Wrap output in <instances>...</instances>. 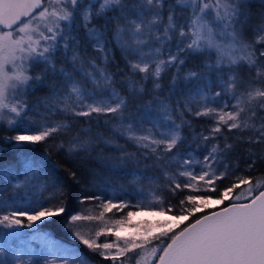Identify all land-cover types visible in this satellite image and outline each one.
I'll use <instances>...</instances> for the list:
<instances>
[{"label":"snow or ice","instance_id":"obj_1","mask_svg":"<svg viewBox=\"0 0 264 264\" xmlns=\"http://www.w3.org/2000/svg\"><path fill=\"white\" fill-rule=\"evenodd\" d=\"M177 5L181 6L179 13ZM243 9L244 0H174V3L167 7L168 15L165 21L164 0H0V123L6 122L8 127L17 125V118L23 119L30 110L29 104L22 98L23 95L28 90H35L39 85H43L51 73L63 77L68 90L61 96L60 90L53 84L51 99H54L55 103H45L47 111L55 112L58 109L74 117L111 115L120 120L117 131L145 149L144 156L154 158L157 166H161L159 162L164 160L165 156H168L169 160L179 157V144L185 139L181 128L191 124L190 120L184 119L185 112L196 118L213 119L209 135L194 137L200 138L204 145H207L210 139H216V134L220 133L223 127L240 132L251 130L255 138L249 136L247 142L264 143V122L259 125L253 123L258 113L264 112V61L260 60L264 57V49L257 52L253 43L245 42L242 32L247 23V13ZM178 16H184L185 19L177 22ZM77 18L83 22L88 37L95 42L93 47L100 52H104L105 44L110 42L106 39L108 22H115L111 28L112 40L125 54L124 58L132 73L121 78V83L127 84L126 95L116 87L115 73L96 65L94 60L90 62L93 71H84L82 62L77 69L76 64L80 57L75 51L72 56V70L69 71L63 66L57 69L54 52L60 40L64 41V49H69V42L74 40L69 25ZM100 19L105 22L100 28L94 25L89 27L94 20ZM159 25L163 26L162 30ZM229 29L231 31H228ZM256 30L264 33V23ZM217 32L222 38L227 34L230 42L223 44L218 41ZM174 39L175 52L171 48ZM255 43H264V34L258 35ZM145 45H148L147 52L143 50ZM205 49H215L217 53L215 65L205 64L210 72L220 73L221 65L228 66L229 74L226 80L223 75L217 76L221 91L211 93L203 87H200L198 92L190 90L183 104L177 102L176 111L179 112L180 123L171 115L169 106L156 97L160 104L159 110L165 113V120L171 121L165 131L154 133L152 128H148L144 134H137L132 122L124 123L125 110L129 108L130 103L129 97L135 101L144 92L142 84L137 88L138 82L134 79L137 72L142 74L143 81L154 78L153 91H156L162 88L158 82L162 73L174 67L171 85L175 86L185 64V56L182 54L202 52ZM165 51L167 56L163 58ZM129 56H136L137 59H129ZM107 60L108 57L105 56V61ZM241 62L249 69L246 80L239 78L232 71L234 67L240 66ZM39 63H43L44 69L34 76L31 75L32 66ZM252 69H255V75L252 74ZM77 71L89 78L92 87L86 88L81 80L76 78ZM183 78L202 81L206 76L196 71H188ZM222 96L233 103L229 105L226 101L219 107L211 106ZM43 99L47 101L50 98ZM151 104L152 101H149L144 106L145 116L150 112ZM229 107L233 110L225 111ZM259 119L264 121V116H259ZM32 124L33 127L24 129L23 133L18 132L11 139L16 142H43L69 127L67 123L60 121H53L52 126H48L47 121L38 125L36 121H32ZM78 139V136L73 137V141ZM83 146V142H70L69 151ZM58 147H63V143ZM199 147L200 144L197 145V148ZM232 147L233 145L228 143H225L223 148H220L219 144L211 145L203 160L195 161L200 166L199 173L185 168L193 163L191 159L180 161L176 172L165 171L169 190L173 195L184 189L199 191L198 185L202 183L204 191L215 192L216 182L228 178L237 170L231 164L224 163L227 152ZM174 152L175 157L172 155ZM249 155L254 156L255 153L249 150ZM18 162L23 169V180L18 178L12 166H0V174H3L9 183L15 181L12 185L14 189L39 180L40 165L35 158L24 156ZM254 163L255 160L248 164V168ZM219 165H223L224 171L217 173ZM181 177L186 178V181L181 183ZM234 179L238 180V183L225 187L220 199L213 200L211 195H185L175 209L180 215L139 221L129 231L125 230V226L132 225L131 218L143 214L129 210L126 217L113 220L112 227L106 226L95 231L94 237H85L79 231L72 234L88 249L99 253L112 264H133V258L134 264H264V191H259L264 188V180L254 182L247 176H237ZM241 185L247 186L246 202H240L241 197L237 196L235 201L229 202L227 206L201 214L199 218L190 221V217L203 212L204 209L213 205H224L233 189ZM60 196H63V192L57 188L50 194L49 199H58ZM153 197L156 204L152 207L163 204L160 196L153 193ZM91 200L101 201L98 205L101 209L99 215L74 214L69 218L70 225L81 220L104 221L106 214L114 210L118 212L125 208L145 207L141 204L133 206L123 200L114 203L112 199H102L99 196L82 197L81 203ZM61 204L0 213V226L7 229L19 228L24 223L22 218H26L27 227L32 229L35 227L34 222L62 214L65 208ZM173 210L174 207L169 205L167 209L161 207L159 212L152 211L148 215L164 217L166 212ZM185 222H188L186 226H182ZM113 227L123 231L113 232ZM109 234L114 235L115 240L98 242L99 237ZM33 242L52 244L50 238L36 232L23 241L26 259L22 258L20 249L12 247L11 242H8L11 257L7 254L4 244H0V264H41L40 251L32 247ZM58 259L59 264H85L83 259L71 253ZM43 264L56 262L45 258Z\"/></svg>","mask_w":264,"mask_h":264},{"label":"trees","instance_id":"obj_2","mask_svg":"<svg viewBox=\"0 0 264 264\" xmlns=\"http://www.w3.org/2000/svg\"><path fill=\"white\" fill-rule=\"evenodd\" d=\"M164 3H174V0H164ZM243 10L247 13V23L244 25L242 36L245 42L253 43L258 52L264 49V43H255L258 35L256 29L264 20V0H244ZM109 15H112V13H109ZM241 19L243 20L244 17H241ZM104 23V20L100 19L94 20L92 25L100 28ZM114 23V21L108 22L106 39L110 42L105 44L103 54H95V60L108 72L115 73L116 87L121 90L122 94L126 95L127 84L126 82L122 84L121 78L132 75V73L124 58L125 54L121 52L115 41L112 40L111 28ZM69 27L74 40L69 42L70 47L67 51L61 47L56 48L54 59L57 69L63 66L71 71L72 56L75 48H78L81 52H89V55L100 51L93 47L94 43L88 37L83 27V22L79 18L70 24ZM147 48L148 45L143 46L144 51ZM105 56L108 57L107 62L105 61ZM182 56H185V64L181 68L175 86L171 85L172 76L175 73L174 67L162 73L161 79L158 81L161 83L162 88L156 91H153L154 78L143 81L141 79L142 74L138 72L135 74L134 79L138 82L137 88L142 84L144 92L135 101L129 97V108L125 110V124L132 122L136 129H140L141 125H155L156 122L165 125L167 121L164 122L162 118L165 113L159 110L160 104L156 101V97L161 98L169 106L171 115L180 123L181 118L179 112L176 111L177 102L180 101L183 104L190 90L198 92L199 88L203 87L204 90L208 89L210 92L221 91L217 76L223 75L226 80L229 69L227 64H224L221 65L220 73H217L216 71L210 72L205 67V64L215 65L216 63L217 57L213 50L205 49L202 52L186 53L182 54ZM128 58L137 59L136 56H129ZM260 60L264 61V57L260 58ZM43 69V63L33 65L30 74L34 76ZM118 69L121 71H117ZM188 71H196L201 75H205L206 79L202 81H198L195 78L185 80L183 77ZM232 71L239 78L245 80L248 78L249 69L243 62H241L240 66L234 67ZM77 74L82 79L85 78L83 73L81 75L77 72ZM252 74L255 75V69H252ZM53 84L60 91L67 86L63 77L59 74L52 75L49 73L48 79L43 85H39L35 90L26 92V100L36 102L42 97L50 95ZM149 101H152L151 110L145 116L144 106ZM193 108L195 110V105H193ZM246 115L247 113H245ZM259 116H264V112L258 113L253 123L259 125L264 122L259 119ZM56 117L58 121L67 123L69 127L53 134L51 138L43 142H16L11 137L18 132L22 133V127L19 124L8 127L6 123H0V166H12L18 178L23 180V169L18 161L22 160L24 156L35 158L40 165L39 180L33 181L27 187L25 186L27 191L30 192L31 200H35V203H38L39 206H50L63 202L61 206L65 208V211L62 214L37 221L34 229H27L23 234L26 235L35 230H43L61 239L75 241L80 250L93 257L94 262L97 264H106L104 262L106 259L74 238L71 231L72 227H77V231L85 237H94L95 231L102 228L104 224L109 226L113 220L126 217L127 211L132 210L133 207L107 213L104 221L81 220L70 225L69 218L74 214L79 213L83 216L99 215L101 211L98 207L101 201L91 200L81 203L82 197L99 196L102 199H112L114 203H118L121 200L127 202L134 200L137 192H152L162 198L163 204H161V207L165 209L169 205L174 207L173 211L167 213L180 215L181 213L175 209L178 208L179 201L187 194L211 195V198L221 197L225 187H230L232 183H238V180H235L234 177L247 176L251 177L254 182L256 180H264V143H248L247 138L249 136H252L253 139L255 138V134L251 130L240 132L239 130H229L223 127L221 133L216 134L217 138L210 139L207 145H204L200 138L194 139V137H200L201 134L209 135V130L213 125L212 118H196L185 112L184 119L190 120L191 124L181 128L182 136L185 139L179 144V157L169 160V157L165 156L164 160L159 162L161 166H157L154 158L144 156L145 149L140 148L134 141L129 140L126 135H122L120 131H117L120 120L113 118L111 115L101 114L98 116L97 114H92L90 117H74L64 113L58 114ZM50 118L52 119V117ZM76 136L79 139L73 141V137ZM70 142H83L84 146L70 152ZM61 143H63V147H58ZM225 143L231 144L233 147L228 150L224 163L231 164L237 170L232 172L228 178L217 181L215 192L204 191V189L201 191L184 189L178 190L177 194L173 195L168 188L169 181L165 177L164 172H176L179 169L180 161L190 156L201 158L207 153L211 145L219 144L220 148H223ZM198 144L201 147L197 148ZM249 150L255 155L250 156ZM172 155L175 157V152ZM149 156H151L150 153ZM253 160H255V163L249 169L248 164L252 163ZM216 171L217 173L224 171L223 165H219ZM73 173L75 174L74 176L72 175ZM180 182L183 183L182 178H180ZM13 184H15V181L9 183L8 179L3 174H0V213L13 209L25 210L28 206L22 203L24 199L22 196L23 187L14 189ZM240 187L233 189L231 194L238 191ZM57 188L62 190L63 196L58 199H49L50 194ZM231 201L233 200L226 199L225 204ZM130 204L135 206L131 202ZM221 206L223 205H213L209 209H204L203 212L190 217V221L209 210ZM187 223L185 222L184 225ZM107 236L102 241L111 239L112 234ZM101 238L102 236L98 239L101 240Z\"/></svg>","mask_w":264,"mask_h":264},{"label":"rangeland","instance_id":"obj_3","mask_svg":"<svg viewBox=\"0 0 264 264\" xmlns=\"http://www.w3.org/2000/svg\"><path fill=\"white\" fill-rule=\"evenodd\" d=\"M164 4H165V10L163 12V17L165 18V21H166V18H167V15H168L167 7H168L169 4L168 3H164ZM180 10H181V6L177 5V12L179 13ZM184 19H185L184 16H180V18L178 16L177 17V22L183 21ZM262 23H264V20L261 22V24ZM92 26H93L92 24L89 25V27H92ZM17 27H18V25H17ZM159 27L162 30L163 26L159 25ZM228 31H231V29H229ZM261 34H264V33L258 32V35H261ZM216 39L218 41H220L221 43H223V44H228L230 42V37H228L227 34L222 38L219 35V32H217ZM92 42L95 43L93 40H92ZM63 43H64V41L60 40L57 48L61 47V48L64 49ZM175 43H176V41L174 39L172 41V43H171V48H172L173 52H175V50H176ZM212 50L214 51V53H215V55L217 57L216 50L215 49H212ZM74 51L80 57V60L76 64L77 69L80 68V65H81V62H82L84 71H93V69L91 67V64H90V62L93 61V60L95 61L96 65L102 67L101 64L96 62L95 54L96 53L103 54L104 52H95L92 55H89L88 54L89 52H87V53H86V51H84V52L82 51L81 52L80 50H78V48H75ZM147 51H148V48L145 50V52H147ZM73 54H74V52H73ZM166 56H167V51H165V54H164L163 58H166ZM154 66L155 65L153 64L152 67L154 68ZM77 72L82 75V73L80 71H77ZM77 72L75 73L76 78L78 80H81V82L84 84V86L86 88L92 87L91 81L89 80V78L85 77L84 79H82V77L78 76ZM67 90H68V85L66 86L65 89H62V91H60V95L63 96L64 93L67 92ZM205 91H209V90L206 89ZM215 92H217V90L213 91L211 93H215ZM45 97H49L50 99L45 101L43 99ZM45 97H42L39 101L34 102V101H29V100L27 101L26 100V94L23 95L22 98L24 100H26L27 103L30 106V110L28 111L27 115L23 119L17 118L19 120L18 124L22 127L23 130L27 129V128H30V127H33L32 121H36L37 125L40 122H42V121H47L48 126H52V122L53 121H58L56 119L57 118L56 116L58 114H64V113L60 112L58 109L55 112L47 111L45 106H44L45 103H55V100L51 99V97H53V93H51L50 95H47ZM226 101H227V103L229 105H231L233 103L232 100L227 99L225 96H222V97L218 98V102L216 104L213 103L211 106L219 107L220 105L224 104ZM231 110H233V109H231V107L225 109V111H231ZM41 114H43V115H41ZM50 117H52V119ZM162 118L164 119V122H165L166 121L165 120V114L163 115ZM176 122L179 123V121H176ZM4 123H6V122H4ZM170 123H171V121H167V123H165V125L162 124V123H159V122H156L155 125H150V126L141 125L140 129H136L137 130V134H144L145 130L148 129V128H152L154 133H156L157 131H165V130H167V127H168V125H170ZM220 133H217V134H220ZM27 134H30V133H27ZM157 138H159V137H157ZM186 159H191L193 161V163L191 165L185 166V168H190V169L194 170L196 173H199L200 172V166L198 164H196L195 161H202L203 157L196 158L194 156H190V157H188ZM180 170H183V169H180ZM181 178L183 179V182L186 181V178H183V177H181ZM198 188L200 189L199 191H201L202 189H204V185L201 183L200 185H198ZM22 196L24 197L22 203H25L26 205H28L25 210H28V209H31L33 207H38L39 206L38 203H35V200H31L30 192L27 191V188H25V187H23ZM237 196H240L241 199H245V197L247 196V186L246 185H243L242 187H240L238 189V191H235L233 194H230L228 199L229 200H235V198ZM220 198L221 197H212L213 200L220 199ZM129 202H131L134 205L141 204V205H144L145 207H142V208L133 207L132 208L131 211L142 212L143 214L132 217L131 218L132 225H126L125 226V230H129L130 231L132 226H134L139 221L159 220V219H164L167 216H173L172 214H169L167 212H166V215L164 217H160V216L153 217V216L148 215V213H150L152 211L159 212L160 208H161V204L160 205H156L155 207H152V205L156 204V201L154 200L152 192H150V193H148V192L147 193L137 192L135 194V196H134V200H131ZM22 219L24 220V223L19 228L7 229V228H4V227L0 226V244H4L5 250H6L7 254L9 255V257H11L12 252H11V249L8 248V242H11L12 243V247L20 249L22 258L26 259L27 257L24 255V252L26 251V249H25V246L23 244V241L27 240L30 236H32L36 232H39L41 234L46 235L52 241L51 245H48V244H45V243H40V242H33V244H32L33 248L38 249L40 251L39 259L41 261V264H43L45 258H47L48 260H54L56 262V264H59V259L58 258L66 257L69 253L75 254L76 256H79L81 259H83L85 261V264H97V263L94 262L93 257H91L89 254H85L83 251L80 250L79 246H77V244H75V241H68V240L61 239V238L56 237V236H54V235H52L50 233H46V231H43V230H35V231L31 232V233H28V234L24 235L23 233L27 229L30 230V228L27 227L26 218H22ZM34 224L36 226V222H34ZM106 226L107 227H112V224L109 225V226L104 224L103 227H106ZM34 228H32V229H34ZM77 230H78L77 227H72V229H71L72 233L74 231H77ZM115 231H123V230L117 229V228H113V232H115ZM107 237H108L107 235L106 236H102L101 240L98 239V242L99 243H104V242H109V241L115 240V236L112 235L111 239H107V240L102 241L104 238H107ZM104 262L106 264H112V262L110 260H107V259L104 260ZM133 264H134V258H133Z\"/></svg>","mask_w":264,"mask_h":264},{"label":"water","instance_id":"obj_4","mask_svg":"<svg viewBox=\"0 0 264 264\" xmlns=\"http://www.w3.org/2000/svg\"><path fill=\"white\" fill-rule=\"evenodd\" d=\"M259 191H264V188H260ZM256 194H258V192H257ZM231 202H234V201H231ZM240 202H246V200H245V199H242ZM227 204H228V203H227ZM227 204H225V205H223V206H227ZM223 206H221V207H223ZM219 208H220V207L215 208V209H212V210H219ZM212 210H209V211H212ZM209 211H207V212H205V213H203V214H208ZM199 216H200V215H199ZM199 216L196 217V218H199ZM196 218H194V219H196ZM184 226H186V225H184Z\"/></svg>","mask_w":264,"mask_h":264}]
</instances>
